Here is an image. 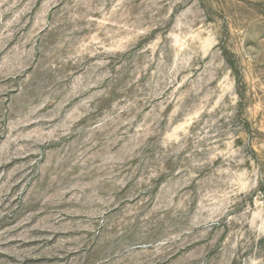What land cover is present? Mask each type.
<instances>
[{
    "label": "rangeland",
    "instance_id": "rangeland-1",
    "mask_svg": "<svg viewBox=\"0 0 264 264\" xmlns=\"http://www.w3.org/2000/svg\"><path fill=\"white\" fill-rule=\"evenodd\" d=\"M0 264H264V0H0Z\"/></svg>",
    "mask_w": 264,
    "mask_h": 264
}]
</instances>
